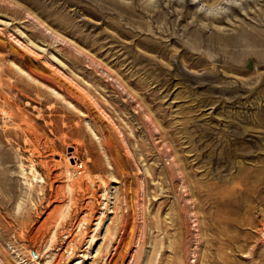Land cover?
<instances>
[{
  "label": "rangeland",
  "instance_id": "1",
  "mask_svg": "<svg viewBox=\"0 0 264 264\" xmlns=\"http://www.w3.org/2000/svg\"><path fill=\"white\" fill-rule=\"evenodd\" d=\"M0 264H264V0H0Z\"/></svg>",
  "mask_w": 264,
  "mask_h": 264
},
{
  "label": "bare ground",
  "instance_id": "2",
  "mask_svg": "<svg viewBox=\"0 0 264 264\" xmlns=\"http://www.w3.org/2000/svg\"><path fill=\"white\" fill-rule=\"evenodd\" d=\"M179 1V0H178ZM172 1H169V3H171ZM210 11H212L213 12V9H211ZM207 14H209V12L207 13ZM216 11L213 13V15L214 16H216ZM74 166V165H73ZM75 166H77V172L78 173H81V169L83 168V164H79L78 162H76V165Z\"/></svg>",
  "mask_w": 264,
  "mask_h": 264
}]
</instances>
